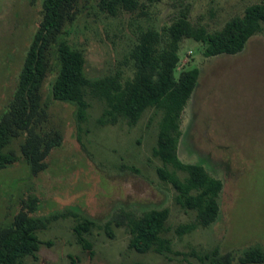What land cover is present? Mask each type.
<instances>
[{
	"label": "rangeland",
	"instance_id": "obj_1",
	"mask_svg": "<svg viewBox=\"0 0 264 264\" xmlns=\"http://www.w3.org/2000/svg\"><path fill=\"white\" fill-rule=\"evenodd\" d=\"M91 1V0H90ZM89 1V2H90ZM146 14L110 16L96 1L88 4L70 32L71 45L82 49L85 74L97 78L123 62L139 27L170 24L186 11L194 27L220 29L246 6L264 0H140ZM42 0H0V118L16 88L25 52L41 17ZM175 74L196 66L197 83L181 112L178 156L199 162L222 181L219 216L210 226L177 235L176 227L196 221V212L174 202L175 190L156 169L152 154L159 114L147 109L134 124L119 120L100 126L102 103L88 99V118L77 123L75 105L54 100L50 77L41 88L51 120L63 131L62 145L46 158L47 168L31 174L20 156L19 139L9 147L19 160L0 168V222L36 194L35 215L58 214L38 232V258L27 264H200L199 256L218 247L238 262L247 247L264 250V31L252 35L237 54L204 57L199 43L184 38ZM125 77H132L130 70ZM168 208L165 236L172 252L139 253L128 248L124 215L141 216L152 208ZM96 222L85 249L76 241L75 214Z\"/></svg>",
	"mask_w": 264,
	"mask_h": 264
},
{
	"label": "trees",
	"instance_id": "obj_2",
	"mask_svg": "<svg viewBox=\"0 0 264 264\" xmlns=\"http://www.w3.org/2000/svg\"><path fill=\"white\" fill-rule=\"evenodd\" d=\"M42 0L41 17L34 30L18 74L16 88L7 109L0 118V168L19 160L10 148L19 139L20 156L37 174L47 168L46 158L63 142V131L51 120L49 104L41 88L50 77V92L54 100L75 105L77 123L88 118L90 99L102 103L96 122L100 126L127 120L134 125L147 109L159 114L157 140L153 156L162 165L158 176L171 184L174 202L185 211L196 212V221L176 227L177 235L191 232L196 226H210L219 216L218 196L222 181L212 176L199 162H184L178 156L181 136V112L191 96L200 69L196 66L175 74L180 61V42L184 38L199 43L204 57L220 54L234 55L242 51L248 39L264 31V3L245 7L242 15L225 22L217 30L194 27L186 11H181L170 24L139 27L123 62L97 78L85 74L84 51L69 42L74 24L88 4L94 0ZM99 10L110 16L123 12L146 14L140 0H95ZM130 70L132 77H125ZM20 209L0 222V264H27V258H38L41 240L38 232L48 227L58 214L35 215L40 207L36 194H27ZM73 226L76 241L85 249L92 247L87 238L96 222L90 217L75 214ZM168 208H152L141 216L124 215L117 226L126 225L130 234L128 248L139 253L172 252L171 239L165 236ZM200 264H264V250L258 246L244 249L238 262L230 253L218 247L199 256ZM72 264L76 259L71 257Z\"/></svg>",
	"mask_w": 264,
	"mask_h": 264
}]
</instances>
